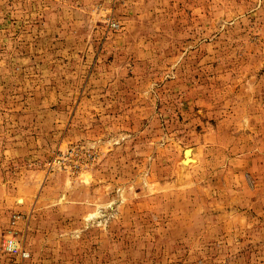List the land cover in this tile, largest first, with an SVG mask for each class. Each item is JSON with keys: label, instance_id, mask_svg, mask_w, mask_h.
<instances>
[{"label": "rangeland", "instance_id": "rangeland-1", "mask_svg": "<svg viewBox=\"0 0 264 264\" xmlns=\"http://www.w3.org/2000/svg\"><path fill=\"white\" fill-rule=\"evenodd\" d=\"M0 264H264V0H0Z\"/></svg>", "mask_w": 264, "mask_h": 264}, {"label": "built area", "instance_id": "built-area-1", "mask_svg": "<svg viewBox=\"0 0 264 264\" xmlns=\"http://www.w3.org/2000/svg\"><path fill=\"white\" fill-rule=\"evenodd\" d=\"M8 249L10 250H15L17 251L19 254H21L23 257H26L29 255V253L22 247H20L18 245V243H16V241L14 239H9L7 242V246Z\"/></svg>", "mask_w": 264, "mask_h": 264}, {"label": "bare ground", "instance_id": "bare-ground-1", "mask_svg": "<svg viewBox=\"0 0 264 264\" xmlns=\"http://www.w3.org/2000/svg\"><path fill=\"white\" fill-rule=\"evenodd\" d=\"M185 163H189L194 162L195 161V157L192 155V151L191 150H187L186 154H185V158L183 159Z\"/></svg>", "mask_w": 264, "mask_h": 264}]
</instances>
